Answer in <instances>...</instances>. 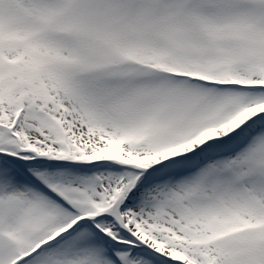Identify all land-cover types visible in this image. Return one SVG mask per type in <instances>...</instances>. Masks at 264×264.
Returning a JSON list of instances; mask_svg holds the SVG:
<instances>
[{
  "label": "snow or ice",
  "instance_id": "obj_1",
  "mask_svg": "<svg viewBox=\"0 0 264 264\" xmlns=\"http://www.w3.org/2000/svg\"><path fill=\"white\" fill-rule=\"evenodd\" d=\"M0 264H264V0H0Z\"/></svg>",
  "mask_w": 264,
  "mask_h": 264
}]
</instances>
